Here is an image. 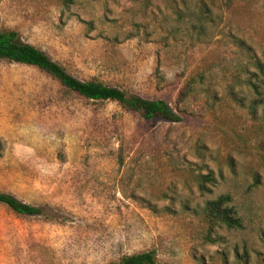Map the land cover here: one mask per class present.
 I'll use <instances>...</instances> for the list:
<instances>
[{"label": "rangeland", "instance_id": "rangeland-1", "mask_svg": "<svg viewBox=\"0 0 264 264\" xmlns=\"http://www.w3.org/2000/svg\"><path fill=\"white\" fill-rule=\"evenodd\" d=\"M15 29L68 73L165 100L145 120L0 60V264H264V0H0ZM209 174L208 192L197 176ZM229 193L242 227L208 230Z\"/></svg>", "mask_w": 264, "mask_h": 264}, {"label": "trees", "instance_id": "trees-1", "mask_svg": "<svg viewBox=\"0 0 264 264\" xmlns=\"http://www.w3.org/2000/svg\"><path fill=\"white\" fill-rule=\"evenodd\" d=\"M65 3L71 0H63ZM213 3L216 0H208ZM227 3L231 0H226ZM0 60H8L20 64L32 65L56 79L67 90L78 96L91 100L115 101L124 111L137 114L145 120L161 119L176 122L181 119L165 100L150 99L137 95H130L125 90L107 85L101 80L92 78L80 80L68 73L61 65L53 61L48 55L36 46L24 42L19 32L15 29H0ZM264 115V114H263ZM211 175L197 176V185L200 192H208V182H213ZM0 203L7 205L12 211L21 215L42 214L39 206L22 202L14 195L0 192ZM202 219L209 232L216 227L238 229L242 227V218L238 210L232 204V196L229 193L205 202L202 211ZM155 250H147L126 254L116 261L106 264H156Z\"/></svg>", "mask_w": 264, "mask_h": 264}]
</instances>
